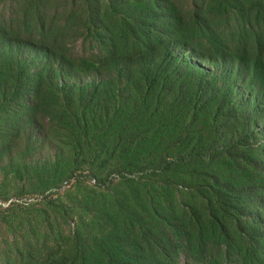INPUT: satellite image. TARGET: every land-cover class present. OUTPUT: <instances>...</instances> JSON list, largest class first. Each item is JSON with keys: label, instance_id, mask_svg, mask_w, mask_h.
<instances>
[{"label": "trees", "instance_id": "trees-1", "mask_svg": "<svg viewBox=\"0 0 264 264\" xmlns=\"http://www.w3.org/2000/svg\"><path fill=\"white\" fill-rule=\"evenodd\" d=\"M22 138L70 152L37 178L95 148L135 176L83 174L91 217L19 264H264V0H0V146Z\"/></svg>", "mask_w": 264, "mask_h": 264}, {"label": "rangeland", "instance_id": "rangeland-1", "mask_svg": "<svg viewBox=\"0 0 264 264\" xmlns=\"http://www.w3.org/2000/svg\"><path fill=\"white\" fill-rule=\"evenodd\" d=\"M40 40L33 42L38 43ZM57 56V59L51 60L55 71L60 68L62 60V55ZM201 64L209 70L217 71L211 64ZM112 75H115L114 68L106 64L92 71L74 74L69 81L85 84L99 82ZM24 145L22 138L9 147L0 146V264L22 262L15 251V245L20 241L41 237L46 231L52 230L51 225L56 232L68 236L76 228L81 214L86 218L90 214L91 217V200L102 189L94 177L85 178L83 174L93 173L95 176L105 177L111 173L116 184L121 182L123 176H135L128 172H117L114 160L100 167V161L107 158L104 155L106 150L97 152L99 149L95 148L94 151L101 154L100 158L84 161L81 169L72 171L66 167L55 170L46 177L37 178L34 168L41 159L54 155L56 151L63 153L65 158L70 156V152L66 146L57 142H54L56 148L53 145L49 148L35 143L24 156L21 153ZM42 253L40 251L37 254Z\"/></svg>", "mask_w": 264, "mask_h": 264}]
</instances>
